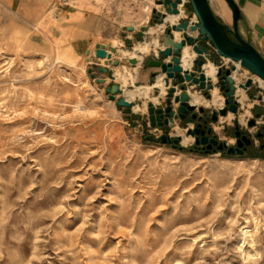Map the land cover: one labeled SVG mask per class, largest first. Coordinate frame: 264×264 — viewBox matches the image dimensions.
I'll return each instance as SVG.
<instances>
[{
    "label": "rangeland",
    "instance_id": "1",
    "mask_svg": "<svg viewBox=\"0 0 264 264\" xmlns=\"http://www.w3.org/2000/svg\"><path fill=\"white\" fill-rule=\"evenodd\" d=\"M115 2L125 24L160 16L158 1ZM12 22L0 7V264H264L263 155L191 151L177 125L181 150L160 141L166 129L146 139L92 67L27 52ZM240 103L213 124L230 146L236 121L252 136L264 125Z\"/></svg>",
    "mask_w": 264,
    "mask_h": 264
},
{
    "label": "crops",
    "instance_id": "2",
    "mask_svg": "<svg viewBox=\"0 0 264 264\" xmlns=\"http://www.w3.org/2000/svg\"><path fill=\"white\" fill-rule=\"evenodd\" d=\"M148 2L151 4V0ZM234 2L240 10L238 29L241 37L264 57V0H234ZM209 4L219 22L226 31L229 30L232 34L233 14L228 3L225 0H209ZM0 7L13 16L11 24L13 35L23 38L22 46L27 52L45 56L59 53L62 59L77 62L79 65L83 64V67L87 69L89 67L94 68L98 78L107 80L105 86L101 85L107 98L106 88L113 83L119 84L123 90L121 96L133 102V109L121 108L109 98L108 100L114 104L120 117H124L125 124H134L135 115H139L136 117L137 120L146 126L148 119L145 111L148 102L151 101L156 105L164 102L167 88L164 85L162 87L161 82L166 75L161 72L160 68L148 65L151 59H156L157 49H163L164 45L161 41L159 46L151 48L146 53L136 50L138 45L147 40L148 35L138 41V32L143 28V24L136 27L119 20L116 10H114L116 7L115 0H74L69 4L63 3L62 0H0ZM160 8L159 12H164L163 7ZM188 17H192L190 9H186L174 22H182ZM170 23L172 22L167 21L165 25L157 24L155 27L163 26L164 32ZM152 25L148 23L149 27ZM132 27L134 30L130 29ZM179 35L176 41L182 38L181 33ZM97 44L106 45L107 50L112 45L119 54L118 56L114 55L119 63L106 66L105 59L95 58L93 54ZM185 48L189 49L193 58L197 56L192 52L191 47L186 46ZM134 53L137 55L136 57L132 56ZM210 54L211 57L207 64L227 67L233 65L231 61L218 56L211 46ZM138 56L142 58L140 59ZM130 58H136L139 63L135 66L131 65L128 62ZM101 67L108 68L109 72L107 74L99 72ZM240 71L246 74L241 69ZM118 73H122L126 77V85H123ZM154 74H158L155 81L153 80ZM246 76L244 83L246 99H244L243 107L247 106L249 111L259 110V117L263 119L264 88L261 83H258L256 76H248L247 74ZM187 89L204 96L203 92L201 93L198 87L194 85H188ZM130 90L140 91L142 94L136 95L133 100H129L126 97V92ZM213 90V93L212 91L209 92L211 98L213 97L212 94L217 92L223 99V93L219 91L217 86ZM157 92L159 95L153 97ZM248 102L252 103L247 104ZM202 103L205 106L211 105L213 110L220 108L213 101L206 102L204 98ZM135 106H139L140 110L136 111ZM187 123V121L179 122L177 120L175 125L183 130L188 125ZM174 126L172 129L177 132ZM161 130L165 129L159 128L157 132Z\"/></svg>",
    "mask_w": 264,
    "mask_h": 264
},
{
    "label": "water",
    "instance_id": "3",
    "mask_svg": "<svg viewBox=\"0 0 264 264\" xmlns=\"http://www.w3.org/2000/svg\"><path fill=\"white\" fill-rule=\"evenodd\" d=\"M225 1L233 14L232 34H229L216 18L209 0H158V6L163 7L164 12L160 13L159 16L156 14V10L153 11L155 18L151 19L152 27H143L138 32V41L147 36L149 30L155 25H165L167 21H170L169 17L179 18L186 9L191 10L192 17H188L182 22L170 23L161 34L160 40L164 48L157 49L156 59H151L148 65L160 68L161 72L166 75L163 78V84L167 88L164 102L157 105L151 101L148 102L146 128H141L134 123V132L142 134L148 140H153V135H147L149 131L159 128L166 129L165 133L159 137L160 141L164 144L173 142V148L181 150L183 149L181 136L178 135L173 140L167 131L179 120V122H188L184 130L192 136L196 147L199 145L206 146V153L213 150L214 153L220 152L228 156H242L252 145V138L247 134L242 135L238 121H236L234 132V136L237 138L236 147L222 141L213 128V124L219 122V119L227 116L228 113L238 114L241 103L237 95L240 80L235 76L239 69L236 65L232 67L215 66V80L206 75L204 67L211 57L210 46L221 58L237 64L240 68L247 69L252 75L264 81V57L241 37L238 29L240 10L234 0ZM130 29L134 30L133 27ZM175 33H181L182 38L179 41H176ZM186 46L191 47L192 52L197 55L193 58L190 68L183 66V52ZM115 54L116 56L119 55L112 45L107 50L106 45L97 44L93 56L105 59L106 66H113L116 64ZM128 62L134 66L139 63L136 58H130ZM99 72L107 74L109 69L101 67ZM88 73L97 84L102 86L107 84L105 78L95 76L92 68L88 70ZM157 75H153L154 81ZM188 85L198 87V90L208 98H211L209 92L217 86L219 91L223 93V106L214 109L211 116L204 120L200 114H205L206 110L192 103L191 93L187 89ZM106 92L109 100L115 102L117 106L129 110L133 109V102L121 96L123 90L119 84H111L106 88ZM209 122L210 126L207 127ZM256 124V119L248 122L249 127H254ZM203 125H205L204 128H202ZM213 134L214 136L209 139ZM257 136L259 137L260 134ZM191 151L193 150L191 149Z\"/></svg>",
    "mask_w": 264,
    "mask_h": 264
},
{
    "label": "bare ground",
    "instance_id": "4",
    "mask_svg": "<svg viewBox=\"0 0 264 264\" xmlns=\"http://www.w3.org/2000/svg\"><path fill=\"white\" fill-rule=\"evenodd\" d=\"M170 19H175L176 17H169ZM163 31V26H158V27H154L152 28V35L150 36L149 40L146 41L144 43V45L142 46H139L138 47V50L141 52V53H146L148 52L151 48H156L158 45H157V37L158 35ZM136 54L134 53L132 56L134 57ZM195 58V57H194ZM192 59H193V55L189 52V49L188 48H185L184 49V52H183V66L185 68H190L191 67V63H192ZM191 61V62H190ZM117 63H119V61H116ZM123 62V61H122ZM122 65V63H121ZM118 66V65H117ZM124 68V67H123ZM123 70V69H122ZM204 70H205V73L208 77H211L213 80L216 79V68L215 66H213L211 63L209 64H206L205 67H204ZM118 72V71H117ZM121 72V71H119ZM119 74V77L120 79L124 80V83H127V79L126 77L122 74V73H118ZM236 77H238V79L240 80V83H239V88H238V91H237V95L239 96L240 98V101H244V99H246V94H245V80L247 78L246 74H243L240 69H238V71L236 72L235 74ZM261 81V84L264 86V81L263 80H260ZM163 82H161V86L163 87ZM214 91V90H213ZM212 91V93H213ZM193 91H191L190 93H192ZM142 93L140 91H131L128 93L127 95V98L129 100H132L135 98L136 95H141ZM212 98H211V102L213 101L214 104H216L218 107H222L223 106V99L222 97L216 92L214 93V95L212 94ZM203 98L205 99L206 102H209V100H207L204 96L196 93L193 98H192V103L197 105V106H205L202 102H203ZM219 104V105H218ZM146 107V106H145ZM136 111L140 110V107L139 106H135L134 108ZM178 133L180 135H183V132L181 129H178ZM189 140V138H186L184 137V140H183V143H187ZM248 232V231H246Z\"/></svg>",
    "mask_w": 264,
    "mask_h": 264
},
{
    "label": "flooded vegetation",
    "instance_id": "5",
    "mask_svg": "<svg viewBox=\"0 0 264 264\" xmlns=\"http://www.w3.org/2000/svg\"><path fill=\"white\" fill-rule=\"evenodd\" d=\"M200 116L203 117V119H208L211 115L205 113V114H200ZM198 124V123H197ZM210 126V122L208 123L207 127ZM205 125H203L202 128H204ZM252 128V127H251ZM242 131V135L244 134H247L249 135V137L252 138L253 142H252V145L248 147V149L244 152V154L242 156H239V157H245L250 151H254L255 153L259 154V155H263L264 156V125L261 126L260 128H258V130L256 131L255 135L252 136L250 133H248L246 130H241ZM235 132V131H234ZM260 134V136L258 137L257 135ZM214 136V134L212 136L209 137V139H211L212 137ZM235 137V136H234ZM174 140V139H173ZM235 143L233 146L236 147L237 145V138L235 137ZM256 141H259V148H257L256 146ZM165 144H168V145H171L173 147V142L172 143H165ZM193 151H196V152H201V153H206L207 150H206V146H202V145H199L196 147L195 143L192 144V148H191ZM209 153H214L213 150L210 151ZM234 156H238V155H234Z\"/></svg>",
    "mask_w": 264,
    "mask_h": 264
},
{
    "label": "built area",
    "instance_id": "6",
    "mask_svg": "<svg viewBox=\"0 0 264 264\" xmlns=\"http://www.w3.org/2000/svg\"><path fill=\"white\" fill-rule=\"evenodd\" d=\"M74 0H62V2L63 3H65V4H69L70 2H73ZM233 63V62H232ZM233 65H236L239 69H241L237 64H235V63H233ZM249 72V71H248ZM257 78V80H258V83H261V79H259L258 77H256ZM263 88H264V86H263ZM154 131V133H156L158 130H153Z\"/></svg>",
    "mask_w": 264,
    "mask_h": 264
},
{
    "label": "trees",
    "instance_id": "7",
    "mask_svg": "<svg viewBox=\"0 0 264 264\" xmlns=\"http://www.w3.org/2000/svg\"><path fill=\"white\" fill-rule=\"evenodd\" d=\"M227 32L230 34V31H229V30H228ZM256 155L258 156V154H256ZM263 157H264V156H263Z\"/></svg>",
    "mask_w": 264,
    "mask_h": 264
}]
</instances>
